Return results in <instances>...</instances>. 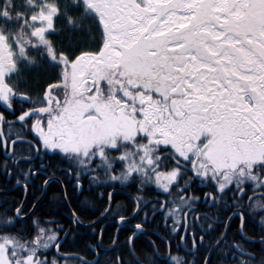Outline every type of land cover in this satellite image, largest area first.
I'll use <instances>...</instances> for the list:
<instances>
[{
  "label": "snow or ice",
  "instance_id": "obj_1",
  "mask_svg": "<svg viewBox=\"0 0 264 264\" xmlns=\"http://www.w3.org/2000/svg\"><path fill=\"white\" fill-rule=\"evenodd\" d=\"M0 177L24 193L0 197V264H264L246 235L258 216L264 245V0H0ZM85 182L105 226L66 250L37 208Z\"/></svg>",
  "mask_w": 264,
  "mask_h": 264
},
{
  "label": "trees",
  "instance_id": "obj_2",
  "mask_svg": "<svg viewBox=\"0 0 264 264\" xmlns=\"http://www.w3.org/2000/svg\"><path fill=\"white\" fill-rule=\"evenodd\" d=\"M2 178V177H1ZM14 183V181H13ZM39 181L37 182V187H39ZM6 188L9 189L10 185L5 182V178L1 179L0 181V189ZM85 191L83 195L77 196L74 193H70L72 195V200L68 204L67 207H64L57 199H54V196H59L60 192L62 191L59 186L56 184L50 185V187L47 189L46 195L43 196V198L40 201V204L37 208V211L43 214H46L45 218H49L50 214H54V218L59 220L60 223H62L65 227V229L72 228L73 231L68 232V243L65 245L66 250L71 251H81L84 252L85 245L89 243H93L95 239L99 237L100 233V227L105 226L104 222L101 221L100 226L96 228L95 234H93L92 228H90L88 225L90 221L97 220L99 216V212L96 211L97 208H100L102 210V207L107 204V196L105 194V197L103 200L95 199L99 196V193L101 191H105L101 188H96L94 191H88V185L85 182ZM112 189H108L110 191ZM128 192V194H133L131 190H125ZM24 193L22 189H15L12 190L6 194H0V197L5 199H13V198H23ZM41 196L40 191L36 189H30L29 190V201L34 200L36 197ZM129 206L131 207V201L126 195H114L113 198V209H117V206ZM29 207H31V204H29ZM73 210H77V214L80 217V220L82 221L81 224L78 226L72 225V216L71 213ZM139 219V218H137ZM158 219V218H157ZM136 221H133V224ZM109 226L105 227L104 231V244L103 247H108L111 244V237H113L116 233V227L114 223L110 220L108 222ZM151 227H158V224L156 222H153L150 220L149 228ZM234 230H231L229 232V236L231 237ZM130 233L127 231H121L119 234V242L118 247L123 246L126 241V237ZM63 236L64 234L61 233ZM246 235L257 239L259 236L256 232H250L246 231ZM239 239V237H237ZM144 240L143 237H140V239L137 240V244L142 243ZM207 237L205 243L207 244ZM248 249L255 253L257 257L261 255V249L264 248V245L258 243L257 241L255 243H251L247 245Z\"/></svg>",
  "mask_w": 264,
  "mask_h": 264
},
{
  "label": "flooded vegetation",
  "instance_id": "obj_3",
  "mask_svg": "<svg viewBox=\"0 0 264 264\" xmlns=\"http://www.w3.org/2000/svg\"><path fill=\"white\" fill-rule=\"evenodd\" d=\"M1 179H3V177L2 178L0 177V181H1ZM5 189L6 188L0 189V194H6V193L12 191V190H9V191H7L5 193V191H4ZM116 194H119V195H122L123 194V195L128 196V198L132 195V194L129 195L127 191L121 190L119 188L116 190L115 195ZM195 194L197 196H200L201 198H203V191H197ZM197 209H198V212L200 214H205L206 213L208 215H211L212 213H214L216 211L215 208H210L208 205H206L204 203H198L197 204ZM236 224H238V221H235L234 222V227H233L232 230L235 229V225ZM162 227H163V225L162 224H159L157 228H155V227L149 228V231H155L157 233V235H161L162 236L163 235V232H160L159 231V229L162 228ZM181 231H183V230H181ZM246 231H250L251 233L252 232H256L259 237L256 240L253 239V238H251V237L250 238L252 240H254V241H257L259 243V240H260V226H259V217L258 216L253 217V218L250 219V221H249V223L247 225ZM157 235L143 236V238H144L143 242H146L148 240H157ZM208 239H210V237H207V240ZM158 243H159V241H158ZM171 243L173 244V247H175V245L178 243V237L176 239L172 240ZM163 251H164V246H163V244H161V252L163 253Z\"/></svg>",
  "mask_w": 264,
  "mask_h": 264
}]
</instances>
